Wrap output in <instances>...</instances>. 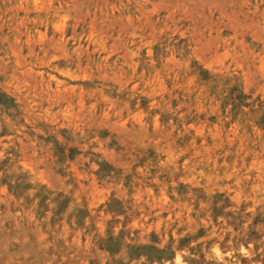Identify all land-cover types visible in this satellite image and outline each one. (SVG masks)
<instances>
[{
    "label": "rangeland",
    "instance_id": "rangeland-1",
    "mask_svg": "<svg viewBox=\"0 0 264 264\" xmlns=\"http://www.w3.org/2000/svg\"><path fill=\"white\" fill-rule=\"evenodd\" d=\"M0 264H264V0H0Z\"/></svg>",
    "mask_w": 264,
    "mask_h": 264
}]
</instances>
